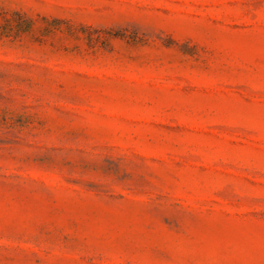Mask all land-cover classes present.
Wrapping results in <instances>:
<instances>
[{"label": "rangeland", "instance_id": "obj_1", "mask_svg": "<svg viewBox=\"0 0 264 264\" xmlns=\"http://www.w3.org/2000/svg\"><path fill=\"white\" fill-rule=\"evenodd\" d=\"M0 264H264V0H0Z\"/></svg>", "mask_w": 264, "mask_h": 264}]
</instances>
